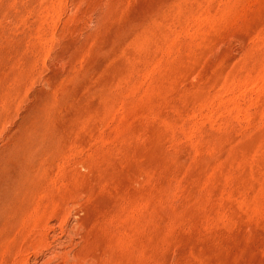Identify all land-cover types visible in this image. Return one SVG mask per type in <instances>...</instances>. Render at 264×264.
Instances as JSON below:
<instances>
[{"label":"rangeland","instance_id":"374dc122","mask_svg":"<svg viewBox=\"0 0 264 264\" xmlns=\"http://www.w3.org/2000/svg\"><path fill=\"white\" fill-rule=\"evenodd\" d=\"M0 264H264V0H0Z\"/></svg>","mask_w":264,"mask_h":264}]
</instances>
